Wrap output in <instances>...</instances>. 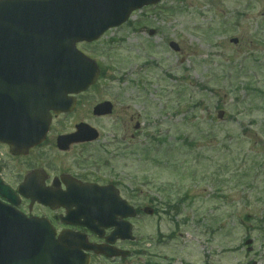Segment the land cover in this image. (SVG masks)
Returning a JSON list of instances; mask_svg holds the SVG:
<instances>
[{
    "label": "rangeland",
    "instance_id": "obj_1",
    "mask_svg": "<svg viewBox=\"0 0 264 264\" xmlns=\"http://www.w3.org/2000/svg\"><path fill=\"white\" fill-rule=\"evenodd\" d=\"M82 47L100 75L77 115L105 99L137 115L129 155L105 173L128 178L132 204L179 207L175 264H264V0H161Z\"/></svg>",
    "mask_w": 264,
    "mask_h": 264
},
{
    "label": "flooded vegetation",
    "instance_id": "obj_2",
    "mask_svg": "<svg viewBox=\"0 0 264 264\" xmlns=\"http://www.w3.org/2000/svg\"><path fill=\"white\" fill-rule=\"evenodd\" d=\"M45 12L32 10L30 14L34 18L30 23L42 24L44 28L45 20L40 16ZM40 28L14 26L5 27V30L24 32L39 31ZM8 37L1 38L7 40ZM9 38L18 44L17 53L23 56L16 58V63L44 65L59 60V57L50 56L48 47L43 45L46 39L41 36L20 33ZM91 44L94 43L81 42L78 46ZM82 51L92 56L88 50ZM86 92L70 96L75 103L71 111L50 112L48 128L43 138L34 145L11 147L9 143L0 141V201L25 218L41 220L44 224L42 230L49 238L84 240L107 246L106 255L84 251L88 255V264H175L178 246L175 231L180 225H186V221L177 223L176 219L168 216L169 212L179 210L176 204L150 199L143 205H133L137 214L132 218L128 212L115 217L113 213L106 217L102 214L100 224L95 228L88 227L83 214L77 210L80 199L86 205H92L96 191L109 185L115 187L119 196L129 203L128 178L123 176L119 179V176H113L111 170L105 171L110 161L129 155L130 142L139 133L141 125L137 115L129 111L128 105L110 99H107L111 102L109 115H92V118L77 115V110L83 106L81 95ZM106 117H110L111 121L105 127L91 121ZM83 124L92 129L96 138H79L78 127ZM21 134L25 132L15 133L11 143L19 145L28 141ZM137 192L143 191L139 188ZM144 206L152 207V210H148L151 215L158 217L167 214L169 217H159L155 231L150 234L140 232L138 224V220L146 215L142 209ZM85 215L89 216L87 212ZM161 224L164 228L160 227ZM181 264L209 263L187 259Z\"/></svg>",
    "mask_w": 264,
    "mask_h": 264
},
{
    "label": "water",
    "instance_id": "obj_3",
    "mask_svg": "<svg viewBox=\"0 0 264 264\" xmlns=\"http://www.w3.org/2000/svg\"><path fill=\"white\" fill-rule=\"evenodd\" d=\"M60 0H50V8L58 7ZM63 1V0H62ZM159 0H65V15L50 16L55 23L50 24V51L65 49V62L51 65L28 66L33 76L32 90L28 94L19 92L9 85L4 89L1 82L8 81L4 76L7 67L16 73L26 68L12 64L8 59L13 57L11 46L0 44V138H5L6 128L16 122H42L49 120V110L56 112L69 108L66 94L78 92L93 84L98 77V68L93 60L76 50L75 42L92 41L98 38L107 28L123 23L131 11L144 5L154 4ZM56 4L57 6H55ZM30 2H8L10 10H29ZM234 43L237 39H231ZM170 47L178 50L174 42ZM27 108V115L16 109V104ZM110 111L108 102L94 108V113L103 114ZM222 111L218 112L221 117ZM9 124V125H8ZM46 126L35 128L45 131ZM33 129V128H32ZM84 129V128H83ZM131 216L132 208L130 207ZM29 222L22 220L15 213L0 207V264H86L79 255L80 247L71 246L66 241H52L28 235L23 228ZM248 240L246 243H249ZM84 246V245H83ZM93 248L95 246H88Z\"/></svg>",
    "mask_w": 264,
    "mask_h": 264
}]
</instances>
